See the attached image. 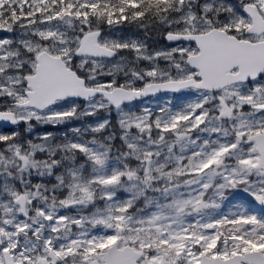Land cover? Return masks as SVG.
<instances>
[{"label": "snow or ice", "instance_id": "1", "mask_svg": "<svg viewBox=\"0 0 264 264\" xmlns=\"http://www.w3.org/2000/svg\"><path fill=\"white\" fill-rule=\"evenodd\" d=\"M0 31V122L98 117L0 130V264H264V0H0ZM162 91L192 98L125 110Z\"/></svg>", "mask_w": 264, "mask_h": 264}, {"label": "rangeland", "instance_id": "2", "mask_svg": "<svg viewBox=\"0 0 264 264\" xmlns=\"http://www.w3.org/2000/svg\"><path fill=\"white\" fill-rule=\"evenodd\" d=\"M149 31H151L155 36H157V31L156 30H153L151 28H149ZM108 35H111L113 34V32L111 30H108L106 31ZM58 137H60V135H58ZM243 191L240 190V189H237L235 191H230L228 192L226 195H227V200L223 203L222 205V211L224 212H227L229 210V208H232L233 211H235V207H233L234 205H243L244 207H248L246 204H244L243 201L240 200V195ZM120 197L123 199V198H126L127 197V193H124V192H121L119 193ZM99 203V206H103L102 205V202H98ZM255 210L257 211V213L259 214L261 212V209L260 207H256ZM64 214H70V215H75V210L71 211V212H67V213H64Z\"/></svg>", "mask_w": 264, "mask_h": 264}, {"label": "flooded vegetation", "instance_id": "3", "mask_svg": "<svg viewBox=\"0 0 264 264\" xmlns=\"http://www.w3.org/2000/svg\"><path fill=\"white\" fill-rule=\"evenodd\" d=\"M153 36H154V35L151 33V34H150V37L152 38Z\"/></svg>", "mask_w": 264, "mask_h": 264}]
</instances>
